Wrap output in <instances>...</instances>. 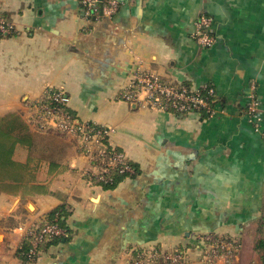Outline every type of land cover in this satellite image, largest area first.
<instances>
[{"label":"crops","instance_id":"crops-1","mask_svg":"<svg viewBox=\"0 0 264 264\" xmlns=\"http://www.w3.org/2000/svg\"><path fill=\"white\" fill-rule=\"evenodd\" d=\"M118 3L112 18L86 19L80 0H0L15 28L0 36V132L12 146L0 166V264H126L148 249L203 264L200 236L242 239L261 216L264 0ZM202 14L211 18L209 48L192 36ZM142 73L211 86L215 113L174 116L122 100ZM48 89L64 93L79 121L112 130L108 145L132 175L105 188L76 139L28 125V108ZM59 208L64 235L27 261L24 231Z\"/></svg>","mask_w":264,"mask_h":264},{"label":"built area","instance_id":"built-area-1","mask_svg":"<svg viewBox=\"0 0 264 264\" xmlns=\"http://www.w3.org/2000/svg\"><path fill=\"white\" fill-rule=\"evenodd\" d=\"M83 17L96 18L99 15L112 18L118 11V0H80ZM193 38L202 48H209L214 38L211 35V18L199 15L194 21ZM15 34V28L11 21L3 16L0 4V36L7 37ZM204 92H201V91ZM214 89L209 86L193 88L187 85L176 86L163 82L153 73H142L135 76L125 89L121 99L129 103H142L152 110L169 113L174 116H213L215 107ZM66 97L60 90L48 89L45 93L33 101L28 108L26 121L37 132H54L70 136L86 148L90 154L94 167L97 170L94 175L97 180L106 182L111 169H117L119 173L133 174V168L127 163L121 153L108 152L104 141H108L111 129L85 121H79L75 116L65 111ZM258 103L251 99L248 104V114L256 115ZM258 121V119H256ZM258 125V124H257ZM65 231L56 224L41 226L31 225L24 231L18 251L23 250V243L27 242V249L22 255L27 261L35 260L39 255V246L45 241L63 236ZM229 237V236H227ZM200 259L203 264H230L241 250V239L232 236L227 239L224 235L206 233L199 237ZM126 264H186L182 252H160L157 249L141 251L130 257Z\"/></svg>","mask_w":264,"mask_h":264},{"label":"trees","instance_id":"trees-1","mask_svg":"<svg viewBox=\"0 0 264 264\" xmlns=\"http://www.w3.org/2000/svg\"><path fill=\"white\" fill-rule=\"evenodd\" d=\"M186 85V84H185ZM189 86V85H187ZM201 92H204L203 90ZM215 100V98H213ZM215 103L214 102L212 104L213 107H215ZM65 111H67L69 114H71L68 110H67V107L64 108ZM72 115V114H71ZM201 116H205L207 117L204 113H201ZM3 120V118H0V120ZM99 127V126H97ZM3 138H5V135L2 134V132H0V166L5 164L6 160H4L7 156L10 157L11 153H12V146L9 148V146H6L4 144H2V140ZM105 143V149L106 151L108 152H118V153H121L122 152L118 149L116 150L115 148H111L109 145H108V142L107 141H104ZM127 163L133 168L134 170V166L129 162L127 161ZM9 164H10V161H9ZM104 176L106 178H108V180L106 182H103L101 180H97V178L95 176H91V178H93L95 180L96 183H98L99 185L105 187V188H111V187H114L118 181H120L121 179L125 178V177H129L130 175L128 173H119L117 169H111L109 171L108 174H104ZM64 214H63V211L59 208V209H55L53 210L52 212H50L46 217H45V220L43 223L45 224H56L58 225L59 227H61L64 231H66L64 225H63V222H64ZM42 223H40L38 226H41ZM232 236H229L226 238L229 239L231 238ZM61 238V236L59 237H55V238H52L50 240H45L40 246H39V251H40V248L41 246L46 243V242H50V241H53L55 239H59ZM22 249L21 251H19V254L22 255V251H25L27 249V242L25 241L23 243V246H22ZM253 252L255 254H258L259 255V259H260V262L261 264H264V203H263V207L261 209V216L256 224V236L254 238V241H253ZM23 256V255H22ZM25 258V257H24ZM235 258H233L231 260L234 261Z\"/></svg>","mask_w":264,"mask_h":264},{"label":"rangeland","instance_id":"rangeland-1","mask_svg":"<svg viewBox=\"0 0 264 264\" xmlns=\"http://www.w3.org/2000/svg\"><path fill=\"white\" fill-rule=\"evenodd\" d=\"M34 224V225H39ZM256 222L245 227L242 239L241 250L238 253V261L235 264H261L259 255L253 252V241L256 236Z\"/></svg>","mask_w":264,"mask_h":264}]
</instances>
